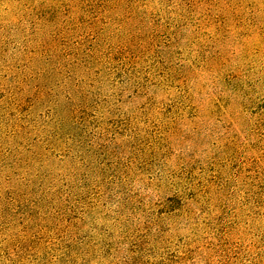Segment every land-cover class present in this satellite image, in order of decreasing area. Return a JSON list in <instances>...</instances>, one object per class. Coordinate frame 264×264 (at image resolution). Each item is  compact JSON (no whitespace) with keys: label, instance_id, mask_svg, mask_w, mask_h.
Returning <instances> with one entry per match:
<instances>
[{"label":"rangeland","instance_id":"rangeland-1","mask_svg":"<svg viewBox=\"0 0 264 264\" xmlns=\"http://www.w3.org/2000/svg\"><path fill=\"white\" fill-rule=\"evenodd\" d=\"M0 264H264V0H0Z\"/></svg>","mask_w":264,"mask_h":264}]
</instances>
